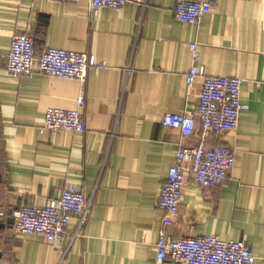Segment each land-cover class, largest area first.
Listing matches in <instances>:
<instances>
[{"label": "crops", "instance_id": "1", "mask_svg": "<svg viewBox=\"0 0 264 264\" xmlns=\"http://www.w3.org/2000/svg\"><path fill=\"white\" fill-rule=\"evenodd\" d=\"M176 2L129 0L94 13L90 0H0V212L46 206L74 188L92 203L83 230L75 215L54 243L0 216V264H157L162 185L177 151L203 135L162 122L199 107L203 79L186 81L192 43L207 74L243 80L249 109L237 130L207 134L232 148L234 169L220 184L189 178L167 233L244 241L264 264V0H215L199 24L177 20ZM15 33L32 36L38 53L87 52L106 67L85 81L15 76L6 66ZM81 96L84 133L43 129L48 108H75Z\"/></svg>", "mask_w": 264, "mask_h": 264}, {"label": "built area", "instance_id": "2", "mask_svg": "<svg viewBox=\"0 0 264 264\" xmlns=\"http://www.w3.org/2000/svg\"><path fill=\"white\" fill-rule=\"evenodd\" d=\"M71 1L79 0H49ZM129 0H90L95 13L101 8L123 9ZM215 0H177L175 17L181 22L199 24L212 12ZM192 63L186 81L192 86L203 79L199 107L194 112L167 113L163 124L179 130L183 136H191L200 128L203 131L195 147H182L176 153V161L168 170L162 185L158 207L165 213L163 229L156 246L157 264H255L257 256L244 241L226 240L216 235L198 237H171L167 227L177 218L189 178L202 186L222 183L235 166L232 148L223 143L211 145L208 133L222 135L237 130L241 112L249 106L242 102L243 80L207 74L202 65L198 44L190 45ZM7 71L15 76L39 72L68 80L85 81L89 70L106 67L87 52L49 48L42 53L36 50L35 39L24 33H15L7 54ZM85 96L78 99L72 109L50 107L46 110L43 129L53 132L73 131L84 133L87 129L82 108ZM91 200L78 189L63 192L60 198L46 206L23 205L10 214L0 212L1 217L13 218L14 229L23 234L39 235L54 243L63 240L73 216H79L80 228L88 220Z\"/></svg>", "mask_w": 264, "mask_h": 264}, {"label": "water", "instance_id": "3", "mask_svg": "<svg viewBox=\"0 0 264 264\" xmlns=\"http://www.w3.org/2000/svg\"><path fill=\"white\" fill-rule=\"evenodd\" d=\"M10 222H12V224H13V222H14L13 218H10Z\"/></svg>", "mask_w": 264, "mask_h": 264}, {"label": "trees", "instance_id": "4", "mask_svg": "<svg viewBox=\"0 0 264 264\" xmlns=\"http://www.w3.org/2000/svg\"><path fill=\"white\" fill-rule=\"evenodd\" d=\"M7 213V212H6Z\"/></svg>", "mask_w": 264, "mask_h": 264}]
</instances>
